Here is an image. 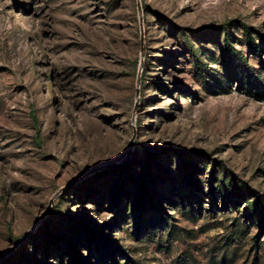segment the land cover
<instances>
[{
	"label": "rangeland",
	"instance_id": "rangeland-1",
	"mask_svg": "<svg viewBox=\"0 0 264 264\" xmlns=\"http://www.w3.org/2000/svg\"><path fill=\"white\" fill-rule=\"evenodd\" d=\"M79 261L264 264V0H0V264Z\"/></svg>",
	"mask_w": 264,
	"mask_h": 264
},
{
	"label": "water",
	"instance_id": "water-1",
	"mask_svg": "<svg viewBox=\"0 0 264 264\" xmlns=\"http://www.w3.org/2000/svg\"><path fill=\"white\" fill-rule=\"evenodd\" d=\"M138 9H139V11H141V4H140V3H138ZM141 37L143 38V33H142V32H141ZM141 65H143V63H142ZM140 77H141V76H139V79H138L137 93H139V88H140V82H141ZM52 201H53V199L51 200L50 206L52 205ZM37 224H38V223H36V224L34 225V227L28 232L27 235H29L30 233H32L33 229L37 226Z\"/></svg>",
	"mask_w": 264,
	"mask_h": 264
},
{
	"label": "trees",
	"instance_id": "trees-1",
	"mask_svg": "<svg viewBox=\"0 0 264 264\" xmlns=\"http://www.w3.org/2000/svg\"><path fill=\"white\" fill-rule=\"evenodd\" d=\"M77 264H81V262L79 261V262H77Z\"/></svg>",
	"mask_w": 264,
	"mask_h": 264
}]
</instances>
